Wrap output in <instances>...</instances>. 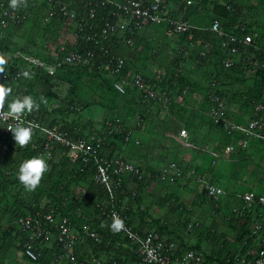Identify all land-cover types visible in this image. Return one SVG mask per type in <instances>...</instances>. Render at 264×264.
Segmentation results:
<instances>
[{"label":"rangeland","instance_id":"1","mask_svg":"<svg viewBox=\"0 0 264 264\" xmlns=\"http://www.w3.org/2000/svg\"><path fill=\"white\" fill-rule=\"evenodd\" d=\"M186 1L169 0L171 14L197 28L207 27L214 18L218 19L211 14L210 6L214 0H191V4ZM215 1L225 9L223 4L226 0ZM238 1L240 5H236L242 20H236L235 24L241 21L248 25L249 34L255 36L257 43L264 44V0ZM227 21L234 22L231 18ZM11 39L14 44L12 50L9 54L2 51V55L5 63L18 60L22 65L20 79L16 84L10 82L16 91L18 86L26 85L30 80L25 72L40 76V80L45 76L37 67H30L17 51L26 48L30 51L25 52L28 56L59 63L63 54L76 43L73 25L57 19L50 20L42 11L31 12L24 30L15 31ZM216 44V38L212 36L200 37L192 32L177 35L164 25H145L132 37L129 47L120 48L130 65L124 75L113 73L109 67L94 69L90 61L58 67L54 77H48L55 97L45 102L47 112L44 121L39 123L55 129L74 125L80 134L88 137L97 134L105 125L115 127L109 141L114 145L116 142L127 144L123 152L128 151L137 159V163L133 164L141 173L131 190L134 192L139 183L140 195L134 192L135 199L130 201L143 203L144 197L147 204L151 203L159 210L156 217H160L159 224L164 228L161 232L174 242L173 262L180 263L186 252L192 249L200 252L208 264H252L256 252L264 245V202L247 201L244 195L254 192L264 197V147H256L258 151L249 154L247 148L242 149L239 145L240 134L234 126L244 125L249 119L251 103L245 98V83L253 80L248 71L254 72L257 54L253 53L250 60H243L238 67L233 64L234 68L228 71L219 66ZM202 46L206 53L204 58L200 56ZM135 75L152 82L159 98L151 100L143 97L133 85ZM210 81L230 86L222 90L224 95L215 93L225 107L227 103L235 102L240 106L239 111L243 112L236 116L225 110L221 117H214L211 114V94L207 92ZM116 83L123 87V92L115 88ZM220 88L221 85L218 86ZM17 96L22 97L23 94ZM32 96L38 98L34 92ZM183 128L189 132L185 141L176 137ZM32 129L29 146L20 145L19 148V143L11 134L14 147L0 148V157L20 158L17 166L3 170V174L11 171L13 184H22L18 173L20 164L28 158L25 147L33 149L38 139L42 138L40 130ZM200 145H206L208 151L197 169L186 158L200 152ZM42 155L48 167L41 181L43 179L47 186H53L57 180L62 185L69 182V199L82 201L92 209L87 225L81 230L73 228L74 235L79 238L77 246L81 245L88 238L87 230L95 225V219L108 226L110 223L101 218L102 212L93 207L81 184L72 181L74 177L70 178V175L75 176L81 171L70 167L71 172L63 165L65 158L68 159L66 151L59 148L50 156ZM158 159L164 162L163 172L149 164ZM60 174H63L62 177ZM209 184L217 185L222 192L218 196L208 195L205 189ZM26 188L28 195L32 196V189ZM6 204L7 200L2 198L0 228L10 236L15 233L11 251L16 256L20 254L22 235L19 226L11 222ZM54 246L51 255L53 264L63 252L60 246ZM88 250L83 254L86 258L84 262L106 264L105 255L100 261L93 248L88 247ZM74 257L77 264H82V259Z\"/></svg>","mask_w":264,"mask_h":264},{"label":"built area","instance_id":"2","mask_svg":"<svg viewBox=\"0 0 264 264\" xmlns=\"http://www.w3.org/2000/svg\"><path fill=\"white\" fill-rule=\"evenodd\" d=\"M7 1V0H5ZM10 1V0H9ZM27 0H20L19 3H25ZM80 2L84 0H79ZM169 0H86L85 12L79 15L72 8L71 0H46L48 5L47 16L52 18L61 15L64 20L73 25L78 33L82 34L86 41L100 46L105 54L110 55L107 42L130 44L132 37L139 30L148 24L165 25L175 34L181 35L194 27L189 22L180 18L168 15L166 5ZM191 4V0L186 1ZM1 8L0 29H4L9 23H19L20 17L18 10L11 7L10 10ZM98 9H110L109 18H102L96 22ZM210 31L221 37V47L227 57L223 59L222 64L225 68H230L235 63V59L242 62L250 60L253 53L258 52L254 39L244 33L243 26H237L236 32L227 33L220 28L219 22L214 20L210 25ZM264 54V51H263ZM22 57V56H21ZM28 61V65L37 67L49 76H54L58 67L78 65L85 61H90L93 54L87 52L85 55L76 51H68L63 54L59 63L51 62L46 59H37L31 56H23ZM125 61L118 55L109 56L108 63L115 74H120ZM254 73L261 83V89L264 93V61L256 60L253 65ZM20 72L13 70L4 73L2 78H18ZM134 87L141 95L147 99L155 100L159 98L153 87L141 76L135 75L132 78ZM115 88L123 92V87L115 84ZM211 114L214 117H221L225 112L223 100L211 92ZM18 123L31 126L42 132L44 139V155L50 154L59 148L66 151L71 163H80L81 167L91 165L94 168L93 180L106 193L107 200L101 203L102 214L108 219L111 225L117 218L122 219L123 227L114 231L120 233L135 248V253L140 257L141 264H203V255L195 250H188L180 263L173 262L172 247L166 243L164 238L156 231L139 232L133 229L122 217L121 209L117 208L115 200L117 194L122 189V184L128 176L140 177V169L132 162L119 156L106 158L101 155L106 136L115 132V127L105 125V134L93 136H71L68 133L55 128L44 127L38 121H35L27 111L20 116L11 114L8 109L0 108V135L8 136L13 134L9 129ZM234 129L240 134L239 145L246 149L251 141H257L264 145V99L253 105L251 116L244 125H235ZM187 137L185 128L179 131V138ZM205 191L208 195L218 196L222 190L215 184L206 186ZM247 201L264 202V197L258 196L254 192H248L244 195ZM34 208V205L32 206ZM15 224L21 231L26 232V237L22 243V253L29 261H37L40 257L41 243L52 241L54 245L62 246V250L71 248L75 245L76 238L72 234V225L68 217L57 214L53 208L45 211L36 210L32 215L19 216ZM52 230L56 232L55 237ZM88 232V231H87ZM89 236L95 241L98 235L95 231H89ZM53 237V238H52ZM61 255H59L60 257ZM70 264H77L76 258L72 254L67 255ZM252 264H264V247H261L255 254Z\"/></svg>","mask_w":264,"mask_h":264},{"label":"trees","instance_id":"3","mask_svg":"<svg viewBox=\"0 0 264 264\" xmlns=\"http://www.w3.org/2000/svg\"><path fill=\"white\" fill-rule=\"evenodd\" d=\"M72 2H76V4L72 3V8L79 14L82 15L85 12V8H86V0L80 2L79 0H71ZM4 4V8L10 10L11 9V3L9 0L5 1V0H0V7L3 6ZM233 4V6L229 7L228 5ZM240 5V2L238 0H226L225 3L223 4L225 6V9H222L220 7L219 2H216L214 0V2L212 3L211 10L213 11L211 14L214 15L216 18L218 19H213L210 24L207 27H198V28H192L190 29L188 32L184 33L187 34L189 32H192L195 36H212V38H216L217 44L215 46V50H217V58L219 59V66H221L224 70H232L234 67H230V68H225L223 67L222 61L223 59H225L227 57L225 51L222 49L221 47V37H219L216 33H213L210 31V25L214 20H217L219 22L220 28L227 32V33H234L236 32V27L237 26H243L244 27V33L245 34H249V27L248 25H245L244 23H242L241 21H238V24L236 25L235 22L236 20H242V18L239 16L240 15V11L237 5ZM18 10V15L20 17V22L19 23H9L8 26L4 29H0V54H3L5 52H7L9 54V51L12 50V47L14 46L13 41L11 39V35L15 32V31H23L24 30V25L25 22L28 20V17L30 15L31 12L35 11L37 13H39L40 11H42L44 13L45 16H47V11H48V5L46 0H27L25 3H19L17 7H15ZM0 13H1V8H0ZM168 15L175 17V18H180L182 20H185L181 17H176L175 15L171 14V11H167ZM110 16V9H98L97 10V16H96V22H99L102 18L106 19L109 18ZM181 16V15H180ZM231 18L234 22H228L227 20ZM50 20H54L57 19L63 23H68V21L64 20V18L61 15H56L52 18H49ZM187 21V20H185ZM189 22V21H187ZM101 23V21H100ZM190 23V22H189ZM237 23V22H236ZM191 24V23H190ZM165 26V25H164ZM10 29V30H9ZM4 31H7L6 34H4ZM11 31V32H9ZM74 32L76 35V43L75 46H73L72 49L68 50V51H76L78 53H81L83 55H85L87 52H90L93 54V58L90 60L91 62V66H93L94 69H102L103 67H108L106 64L108 63V59L109 56L111 55H118L123 57L125 64L123 66V69L121 71L120 74L118 75H124L128 70H129V62H127V58L124 57L123 53L120 52V48H127L130 46V44H126L124 42H119V43H113V42H107L110 55H107L104 53L103 50H101L100 46H96L93 43L86 41L82 34L78 33L77 29L74 27ZM250 35V34H249ZM251 36V35H250ZM254 39L255 42V46L258 47V49H260L258 52H254L257 54V59L258 61H264V44H259L257 43L255 36H251ZM121 45V46H120ZM183 50V49H182ZM204 48L202 46V49H200V56L201 58L206 56V53L203 51ZM4 53H3V52ZM21 52H28L30 53V51H28L26 48H21L20 49ZM67 51V52H68ZM19 52V51H17ZM259 54V55H258ZM50 61V60H48ZM20 61L16 60V61H7V63H4L2 65L4 71L0 72L2 73L1 75H3L4 73H8V71H19L20 72V76L18 78H12V77H7L5 79H1L0 78V82L2 83H6V84H10V82H12L13 84H16L17 81L20 79L21 75H22V65L19 64ZM235 67H238L239 65H242L240 59L237 60L235 59ZM28 67V66H27ZM69 67V66H67ZM110 68V67H109ZM29 70H32L28 67ZM111 70V68H110ZM43 72V71H42ZM44 73V72H43ZM29 74L30 80L27 81L26 85H21L18 86L17 91L15 90V92L17 94L22 93L23 95H32L33 92L36 93L38 95V98L35 99L38 103H39V108H33V110L31 112L27 111V113H29L31 115V117L38 122H43L44 121V114H46L47 112V107H46V101L55 97V94L52 92V85H51V81L48 80V77H54V76H49L46 73H44L45 76L47 77H42V80H40V76L37 77L38 75H34V74ZM257 73L253 75V80L255 78L254 84L252 85L250 91L248 92L249 96H251L253 99L249 100L250 101V112L253 109V105L262 100L263 98L261 97L263 92L261 89V83L259 81V79L257 78ZM144 78V77H143ZM145 79V78H144ZM149 83V85L153 88H155V85L152 84V82L147 81ZM185 82V81H184ZM42 84V85H41ZM224 83H215L214 81H210L209 85H208V95L211 94V92H220L222 93L223 90V85ZM221 85V88L218 89V86ZM11 88L14 89L13 85H11ZM186 90V89H184ZM219 90V91H218ZM16 94V95H17ZM223 95L225 94V92L223 91L222 93ZM8 95L12 96V98L7 97ZM5 97L4 100V105H3V109H8V103L10 100H13L16 95L15 93L13 95H11L10 93ZM21 95V94H20ZM43 98V99H42ZM251 116V113L249 115V118ZM104 126L99 130V132L97 133L98 135H104L105 134V130H104ZM60 130L68 133L71 136H84L82 134H80V132H78L77 128L74 125H70V126H63L59 128ZM115 133V132H114ZM114 133L110 136H106L105 138V145L102 148L101 151V155H104L106 158H113L116 155H113L110 151H108V148H110L111 145H113L114 142L109 141V139L111 137H113ZM88 137V136H87ZM15 144H13L11 142V139L9 138V135L7 136H2L0 135V147H6L8 149H11L14 147ZM20 148V144L18 145ZM24 146H29L28 143L25 144ZM29 147H25L24 152L29 153L28 154V158H30L33 155H42L44 153V139L43 138H39L37 141L36 146L33 149H29ZM20 160V158H18L17 156H15L14 158H10L8 156H3L0 157V178L1 180V190H0V204L2 202V198L7 200V204H8V208H5L7 206V204L5 205V209H9L8 211V215L10 216V220L11 222L15 223L16 219L19 216H26V215H32L35 213L36 210H40V211H45L48 210L49 208H53V210L62 216H66L69 218L72 228H77L79 230H81L80 226L81 223L80 221L83 222V220L81 219L82 214L79 215V211H83L84 213H86V215L91 218V211L92 209H90V206L86 205L85 203H83L82 201H77L75 199H69L70 198V193H71V188L69 186V182H66L65 185H62V182L60 180H57L53 186H47V184L43 181H41L40 184L37 185V187L35 189H32V196L28 195V191L26 186L22 183V184H17V183H12L11 179H10V175H11V171H6L3 174V170L5 169H11L14 168L15 166H17L18 161ZM65 164L66 168H68L70 170V167H77L79 168V170L81 171L80 174H76L75 176L70 175L71 177H74L72 179V181H76L77 183H80L82 188H83V192L88 195V198H90V201L93 205L94 208H97L101 211L100 206L102 202H105L107 200V195L105 193V191L94 182L93 180V174H94V168L91 165H87L84 166L83 168L81 167L80 163H71L69 158L63 161V165ZM67 169V170H68ZM68 170V172H69ZM71 172H73L72 170H70ZM64 173V172H62ZM63 174H60V176L62 177ZM137 178V176H135ZM88 181V182H86ZM125 190V183L123 181L122 184V189L121 191L117 194L116 200H115V204L117 206V208L121 209V200H122V194L124 193ZM30 192V193H31ZM130 199H135V196H129ZM34 205V208L32 207ZM97 209H95L94 211H98ZM122 211V209H121ZM102 212V211H101ZM103 217H101L102 219H105V216L102 214ZM122 217L123 219L130 225L128 218L125 217V215L122 213ZM97 218V217H94ZM95 225L92 224V228L91 230H95V232L98 234V240L95 241L94 239L90 238L88 236V238L86 239V241L83 240V242L81 243L82 247L79 249V251L77 253H75V255L77 256V258L80 260L82 259L83 262L82 264H87L88 261L84 260L86 258H84L83 254H86L88 251V247L93 248V252L97 255L98 252L102 253V255H105L106 257V264H139L141 263V259L140 257L135 253V248L132 246L131 250L130 249H124L126 251H124L123 253L121 252H116L115 249H111L109 247H107L106 245H111V240L108 241V239L111 237V235L109 234H105L104 231L105 230H101V229H107V228H103L101 227L102 223L100 219H95ZM152 225L149 226V231L153 230L156 231L157 233H159L162 237H164L163 233L161 231L164 230V228L162 226L159 225L158 221H152L151 222ZM93 225L95 226V228L93 227ZM108 226V225H106ZM118 235H116V238L114 237V240L116 241H121L122 239H119V235L122 236V234L117 233ZM102 235V237L100 236ZM0 238H1V244H0V254L11 250L13 248V243H14V235L10 236L8 235V233H5V231L1 230L0 228ZM123 240H126V238H124L122 236ZM24 239L21 236V240H20V251L22 252V243H23ZM113 241V240H112ZM127 241V240H126ZM128 242V241H127ZM86 247V249H84ZM264 247V245L262 246ZM55 248V246H54ZM49 250L46 248H41L40 249V257L37 261L33 262L30 261L32 263H40V264H53V260L51 259V253H53V250ZM84 249V251L82 252V250ZM57 250V249H56ZM192 250V249H190ZM129 253L130 257L127 260H124L121 258V254H127ZM23 254V253H22ZM137 255V256H136ZM26 258V257H25ZM27 259V258H26ZM28 260V259H27ZM37 263V264H38ZM203 264H208L206 260H204Z\"/></svg>","mask_w":264,"mask_h":264},{"label":"crops","instance_id":"4","mask_svg":"<svg viewBox=\"0 0 264 264\" xmlns=\"http://www.w3.org/2000/svg\"><path fill=\"white\" fill-rule=\"evenodd\" d=\"M170 10H172V9L168 8V3H167L166 11H170ZM175 12H177V10H175ZM18 54L20 56H28V54H26L25 52H21V51H19ZM256 60H258V59H256ZM248 72H250L251 76L253 77L254 72L253 71H248ZM245 84L247 86V89L245 91V98H247L248 100H252L253 98L251 96H249L248 92L250 91L252 85L254 84V80L250 79ZM226 88H230V86H224L223 90H225ZM14 93L17 94L15 92V90L11 88L10 94L13 95ZM19 94H22V93H19ZM7 97L12 98V96H10V95H8ZM261 97L264 99V93L262 94ZM226 99H227V97L224 98V100H226ZM228 99L230 100V98H228ZM239 108H240L239 104H236L235 102H232V103H227L226 104L225 110H230V112L233 113V115L237 116V115H239V114H241L243 112V111H239L240 110ZM188 134H189V132L187 131V138L189 136ZM11 137H12V135L9 136L10 139H11ZM176 137L179 138V132H178V134H176ZM185 139L186 138H184V140L183 139H181V140L185 141ZM253 144L255 146H253ZM126 145L127 144H122V143L120 144V143L116 142V145H114V144L111 145L110 148H108V151H110L113 155H116V156H119V157H123V158L127 159L128 161H130L132 163L133 162L137 163V159L135 158L136 159L135 160L132 157L133 155L131 153H129L128 151L127 152H123L124 146H126ZM256 147H264V146L261 143L257 142V141H251L249 143L248 148H247L248 149V153L249 154H251V153L255 154L258 151L256 149ZM0 148L4 149L6 147H0ZM199 148H201L200 152L199 151L196 152L195 155L192 156V158H190V157L186 158L187 162L193 163L196 168L197 167L199 168L201 163L204 162L203 161V158L205 157L204 153H206V151H208V149H207L208 147L206 145H200ZM252 150H255V151L252 152ZM215 162H216V159H215ZM149 164H153V167H154L155 170H158L160 172H163V170H164V167H163L164 166V162L160 161L159 159L156 160L154 163L151 162ZM165 178H166V180H168V177H165ZM136 181H137V178L132 176V175H130L127 178H125V180H124L125 190H124V193L121 195L122 196L121 209H122V213L125 215V217L128 218L130 226L133 229H136L139 232H147V231H149V229H148L149 226L152 225L151 224L152 221L156 220L159 223V218L160 217L159 216L156 217V215H157L156 213H158L159 210L155 209L154 206L151 203L147 204V201H145L144 197H142L143 203L141 201H139V200H137L138 202H134V203L132 201H130L129 196H133V195L135 196L134 192H136L138 195H140L139 194V192H140L139 183L136 184L135 191L134 192L131 191L133 189V185H135ZM144 202H145V204H144ZM150 207H151V210H150ZM80 214H82L81 219L83 220V222L80 221V223H81L80 228H82L85 225H87L89 217L86 215V213H84L81 210L79 211V215ZM102 226H103V228H107V229H101V230H105L104 231L105 234L107 233V234L111 235V237L108 239V241L111 240V245H106L107 247L111 248L112 250L115 249L116 252H121L122 251L121 253L126 251L124 249H130L131 250L132 245L129 242H127L126 240H123V238H122L123 235L122 236L119 235V237H120L119 239H122L121 241L114 240V237L116 238V235H118V234H117L116 231L113 230L111 224L109 226H106L104 223H102ZM87 231L89 232V231H95V230L88 229ZM88 232H87V235L89 236ZM14 234L15 233L13 232L12 235H14ZM72 234H74L73 228H72ZM21 235H22V237L24 239L26 237V232L21 231ZM52 235H53V237H55V235H56V232L54 230H52ZM74 236L76 238L75 245L72 246L71 248H67V249L63 248V252H62L61 256L58 257L57 259H54L55 260L54 264L55 263L56 264H69V261L67 259V255L68 254L75 255V253H77L79 251V249L82 247V245H78L77 246L79 238H77L76 235H74ZM163 238L166 241V243L172 247V251H171V253H172L173 252L174 242L173 241H169V239H167L169 237H166V238L163 237ZM36 243H41V245H39L41 248H46V249H49V250H52L54 248V244L52 243V241H47L44 244H42V241H37ZM60 247H62V246H60ZM84 249H86V247ZM84 249L82 250V252L84 251ZM19 252H20L19 255L14 256L13 252L11 250H8V251L5 250V252L0 254V262H1V264H10V263H12V264H32V262H30L29 260H27L23 256L21 251H19ZM50 253H51V255L53 254L52 252H50ZM97 255H99L98 260L102 261V257H103L102 253L98 252ZM129 257H130L129 253L127 254V256H126V254H121V258L124 259V260H127ZM174 257H176V256H174ZM139 264H141V263H139Z\"/></svg>","mask_w":264,"mask_h":264},{"label":"clouds","instance_id":"5","mask_svg":"<svg viewBox=\"0 0 264 264\" xmlns=\"http://www.w3.org/2000/svg\"><path fill=\"white\" fill-rule=\"evenodd\" d=\"M20 0H10L13 8L17 7ZM5 63L4 56L0 54V72L4 69L2 65ZM24 75H28L25 72ZM11 92V86L6 83L0 82V108H3L5 97ZM43 99V98H42ZM39 103L32 95L17 96L15 99L10 100L8 103V111L16 116H20L26 110L31 112L33 108H39ZM9 129L13 133L14 140L20 145L27 144L32 139L33 129L23 123H18L10 126ZM48 167L47 160L43 155H33L25 159L20 164L18 173L19 180L29 189H35L41 181V177ZM113 228L123 227L122 219L117 218L112 225Z\"/></svg>","mask_w":264,"mask_h":264}]
</instances>
